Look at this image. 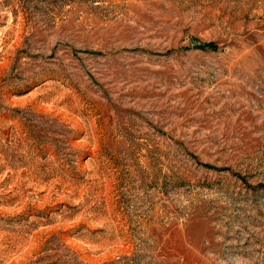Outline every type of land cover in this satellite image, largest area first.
Wrapping results in <instances>:
<instances>
[{
	"label": "rangeland",
	"instance_id": "rangeland-1",
	"mask_svg": "<svg viewBox=\"0 0 264 264\" xmlns=\"http://www.w3.org/2000/svg\"><path fill=\"white\" fill-rule=\"evenodd\" d=\"M0 264H264V0H0Z\"/></svg>",
	"mask_w": 264,
	"mask_h": 264
}]
</instances>
